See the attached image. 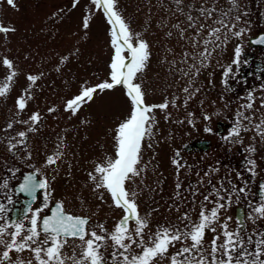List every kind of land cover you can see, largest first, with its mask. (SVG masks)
Listing matches in <instances>:
<instances>
[{
    "label": "rangeland",
    "instance_id": "374dc122",
    "mask_svg": "<svg viewBox=\"0 0 264 264\" xmlns=\"http://www.w3.org/2000/svg\"><path fill=\"white\" fill-rule=\"evenodd\" d=\"M15 4L14 9L6 0H0V26L15 29L0 33V86L9 84L7 95L0 97V175L3 176L0 190L13 191L23 171L39 168L41 175L48 177L52 191L49 207L40 216L47 214L55 203H62L66 212L89 217L90 229L99 232L96 226L103 224L111 232L121 219L122 210L113 206L105 190L94 191L89 173L96 175L97 165L104 166L108 160L115 159L114 136L129 113V102L123 89L116 88L95 96L75 115L65 110L67 102L82 87L108 80L114 52L111 26L102 10L90 0H79L75 7L74 0H15ZM214 4L218 12L232 7L229 0H183L182 14L176 0H117L119 13L130 31L149 45L148 66L138 80L146 93V102L150 105L169 102L166 110L154 112L152 136L146 137L142 147L143 171L128 186L137 193L139 213L148 222L144 235L151 236L162 226L183 228L181 217L185 213L191 217L186 223H198L202 208L207 211L223 203L226 207L219 212L216 231H208L204 240L202 254L209 264L213 258V237H219L217 244L225 241L221 224L226 225L228 232L241 233L249 253L256 251V241L264 237V218L254 211L264 204V193L261 196L258 193L260 181L264 182V138L253 127L264 119V107H261L264 84H247L241 87V92L234 93L223 82L225 72L235 65L236 47L241 48L240 61L247 52L264 54L258 49L254 51L249 44L251 37L264 32V0H237L230 19L236 23L234 17L240 16L233 32L244 29V34L236 38L229 32L227 43L214 51L207 66L190 81L178 69L188 67L182 60L186 53L193 52L194 30L189 29L182 38L181 29L187 24L186 14L198 16L201 5L211 8ZM86 17L89 26L84 29ZM200 22L212 23L211 20ZM4 59L13 64L12 69L3 65ZM12 71L16 75L9 82L7 76ZM28 76L37 77L36 82H30ZM190 84L199 91L188 99L183 89ZM18 99L25 101L23 111L18 109ZM249 103L253 104L251 109L244 107ZM212 107L230 113L223 136L217 135V117L212 118ZM33 114L39 115L38 123L30 120ZM241 114L251 117L252 122L242 120ZM205 115L211 118L205 120ZM238 125L240 135H232ZM205 128L211 131L206 132ZM21 132L25 133L23 139L18 135ZM212 136L213 148L211 144L209 151H184L185 145L204 139L212 141ZM10 143L17 145L11 153ZM252 148L254 151H250ZM57 155V163L49 165L48 158ZM220 196L225 199L220 200ZM43 203L40 199L33 210L43 207ZM239 206L245 209L243 221H237L235 216ZM19 222L25 228L31 226L30 219ZM134 227V222L129 224V228ZM249 238L251 243H247ZM79 243L69 240V245ZM186 244L190 241L176 242L175 247H170L169 255ZM72 251V247L65 246L67 255ZM75 251L79 255L80 248ZM112 251L111 247L101 249L109 264ZM223 251L218 249L217 259L224 258ZM10 255L14 260L33 259L30 251ZM33 264H36L34 260ZM162 264H169V260Z\"/></svg>",
    "mask_w": 264,
    "mask_h": 264
},
{
    "label": "snow or ice",
    "instance_id": "6c2138e0",
    "mask_svg": "<svg viewBox=\"0 0 264 264\" xmlns=\"http://www.w3.org/2000/svg\"><path fill=\"white\" fill-rule=\"evenodd\" d=\"M90 2L97 9L102 10L111 26V44L114 52L109 65L110 73L108 80L95 86L82 87L79 94L67 102L65 110L75 115L84 104L91 103L95 96L116 88L123 89L130 109L126 118L116 128L114 136L115 159L108 160L104 166L97 165L96 175L89 173L90 179L94 182V191L105 190L111 196L113 206L121 209L123 215L111 232L103 224L96 226L99 232L86 228L88 220L67 214L62 203H56L54 208L50 209V216L41 218L40 213L49 207L48 201L52 195L50 183L47 178L37 180L34 174L26 175L18 192L29 196L32 202L37 199L36 193L42 192L43 207H37L31 211V226L28 228H25L23 222L16 221L0 225V247L4 249L0 252V264H5V262L8 264H33V260L36 264H67L69 261L71 264H109L101 252L102 248L107 249L108 247L113 248L111 264H162L166 259L169 260V264H209L207 258L202 254L204 240L208 231H216L219 212L226 207L223 203H217L215 207L207 211L202 208L198 213V223H186L191 221V217L185 213L181 217L183 228L178 225L162 226L155 234L147 237L144 235V230L148 228V222L139 213L136 203L137 193L130 191L128 186L143 171V168L140 167L142 147L146 137L152 136V129L155 125L154 112L156 109L166 110L169 107V102L158 105H150L146 102V93L138 80L148 66L149 45L130 31L129 26L119 13L117 0H90ZM6 3L14 9L17 7L15 0H6ZM78 3L79 0H74L73 7ZM229 3L232 7L228 11L218 12L214 4L211 8L201 5L198 16L194 17L191 12L186 14L187 24L181 29V37L185 38L184 34L189 29L194 30L191 37L193 52L186 53L182 60V63L188 64V67L178 69V71L190 81H194L199 75L200 69L207 66L206 62L214 51L227 43L229 32H232L236 38L244 34V29L233 32L240 16H235L236 23H231L230 13L233 8H237V0H229ZM181 4H183V0H176L177 8L184 14L183 9L180 8ZM202 20L205 22L211 20L212 23H202L200 22ZM88 26L89 20L86 17L83 27L87 29ZM175 27L179 28L180 26L175 25ZM10 31H15V29L0 26V33ZM255 42L264 43V38ZM125 52L128 55H125ZM240 54L241 48L238 46L234 50L233 64L239 65ZM2 63L8 69L13 68V64L8 59H4ZM231 71L232 69L229 68L225 75ZM15 75L16 73L12 71L7 76V80L11 82ZM27 79L35 83L37 77L28 76ZM8 91L9 84L0 86V97L6 96ZM183 91L187 94V98L191 99L199 89H193L190 84L184 87ZM249 99L251 100L252 97L249 96ZM17 106L20 111H23L26 107L24 99H18ZM173 106L175 105L173 104ZM244 107L251 109L253 104L249 103ZM261 107H264V103L261 104ZM49 111H54V109ZM210 118L207 115L204 116L205 120ZM241 118L249 123L252 122L251 117L243 116V114H241ZM39 119L38 114H33L30 117L31 121L37 123ZM178 122L183 123V121ZM188 122L192 123L191 120ZM8 127L11 128L12 125L10 124ZM253 127L257 135L264 138V120ZM31 130L29 129V131ZM245 130L248 129L245 128ZM205 131L210 132L211 129L205 128ZM18 135L21 139L25 137L24 132ZM232 135H240L239 125L233 129ZM16 147V144L10 143L9 152L11 153ZM250 151H254V148ZM58 159L59 155L49 157L47 163L49 165L56 164ZM100 199H103V196ZM219 199L224 200L225 197L220 196ZM207 200L208 198L205 197V201ZM9 202L11 203V200ZM5 211L6 209L0 206V213ZM254 211L260 218H264V204L255 208ZM133 222L135 227L129 228V224ZM220 227L224 229L225 241L217 244L219 237H213L211 264H264V259H260V257H264V237L256 241V251L249 253L241 233L228 232L226 225L223 224ZM9 228L12 231H9ZM6 236L9 239H5ZM69 240H79L80 243L69 245ZM186 241H190V244H186L169 255L170 247H175L176 242L185 243ZM251 242V238H249L247 243ZM66 245L73 248L70 256L64 252ZM77 247L80 248L79 255L75 251ZM221 248L224 250V258L217 259L216 253ZM25 251H30L33 254V259L25 261L22 258H17L14 260L10 255L13 252L19 254ZM248 256L255 258L248 259Z\"/></svg>",
    "mask_w": 264,
    "mask_h": 264
},
{
    "label": "flooded vegetation",
    "instance_id": "af4514ba",
    "mask_svg": "<svg viewBox=\"0 0 264 264\" xmlns=\"http://www.w3.org/2000/svg\"><path fill=\"white\" fill-rule=\"evenodd\" d=\"M251 48L254 51L256 49L264 51V47H252L251 46ZM241 58L243 59L240 61L239 65L235 64L229 67L232 69V71L229 73V77L226 75L223 77V82L226 83L229 92H234V93L241 92V87H244L247 84L251 86L256 85V83L264 84V54L255 53V52H247V53H244L241 56ZM222 110L223 108L221 107H212V118L217 117L216 122H217V135L218 136H223L224 132L226 131V128H228V124H229L228 120L230 119V113H227L226 111H222ZM224 114H229V115H224ZM255 120H257V118H255ZM213 139H214L213 136H212V141L210 139H204V140L209 141V143L207 144L209 148L207 150L198 149L196 147L190 149V147H193L194 144L197 142L195 141L193 143L185 145L184 151L195 152V153L202 152V151H209L211 144L213 148ZM178 157L181 158L180 153ZM28 172L35 173L37 180L48 178L47 176L44 177L41 175L39 168L29 169L27 171H23V174L21 175L19 180L14 183L13 191L12 190H9V191L0 190V206H3L6 209L5 212L0 213V222L5 224V223L12 222V221H16V222L26 221L27 219L31 218V211L33 210V207L39 203L40 199L44 200L42 192H37L36 202L32 204L29 209H27V203L30 202L31 198L27 196L26 194H24L23 192H18V185L19 183L22 182L23 178ZM1 177L3 176L0 175V179ZM263 186H264V182H263ZM9 200H11V203L9 202ZM45 215H42L41 218L44 217ZM244 218H245V209H244V217L242 219H238L237 221H243ZM90 222L91 220L89 218L87 228H89ZM0 252H1V247H0Z\"/></svg>",
    "mask_w": 264,
    "mask_h": 264
},
{
    "label": "water",
    "instance_id": "95a60500",
    "mask_svg": "<svg viewBox=\"0 0 264 264\" xmlns=\"http://www.w3.org/2000/svg\"><path fill=\"white\" fill-rule=\"evenodd\" d=\"M262 38H264V32H261V33H259L256 37L251 38V39H250V43H251L253 46H257V45H262V46H264V43H256V42H255V41L260 40V39H262ZM208 143H209V141H205V140L198 141L197 143L194 144L193 147H190V149L196 147V148H198V149L207 150V149L209 148V147L207 146ZM261 184H263V183H261ZM263 192H264V189H261V190L259 191V194L262 195ZM33 203H34V202H32V201L30 200V202L27 203V209H29ZM54 206H55V205H54ZM53 208H54V207H53ZM53 208H52V209H53ZM67 214H68V213H67ZM70 215H71V214H70ZM72 216H73V215H72ZM237 217H238L239 219H242V218L244 217V212H243V209H242V208H238V209H237ZM82 218H83V217H82ZM85 219L88 220V218H85Z\"/></svg>",
    "mask_w": 264,
    "mask_h": 264
}]
</instances>
